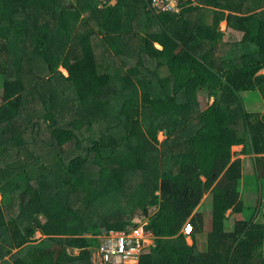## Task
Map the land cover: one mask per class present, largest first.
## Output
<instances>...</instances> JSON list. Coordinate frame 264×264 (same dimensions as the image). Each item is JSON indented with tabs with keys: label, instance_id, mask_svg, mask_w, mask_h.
I'll return each instance as SVG.
<instances>
[{
	"label": "trees",
	"instance_id": "trees-1",
	"mask_svg": "<svg viewBox=\"0 0 264 264\" xmlns=\"http://www.w3.org/2000/svg\"><path fill=\"white\" fill-rule=\"evenodd\" d=\"M112 1L0 0V264H93L94 236L128 215L155 235L138 264H264V0H179V15ZM238 146L260 201L230 228Z\"/></svg>",
	"mask_w": 264,
	"mask_h": 264
},
{
	"label": "built area",
	"instance_id": "built-area-1",
	"mask_svg": "<svg viewBox=\"0 0 264 264\" xmlns=\"http://www.w3.org/2000/svg\"><path fill=\"white\" fill-rule=\"evenodd\" d=\"M148 9L155 15L182 11L179 0H146ZM155 209L156 208H152ZM152 209L150 214H152ZM150 217L135 216L124 230L103 228L94 236L96 245L91 248L93 264H138L143 254L149 251L155 243V235L148 229ZM193 230L191 224H186L183 233L190 235ZM72 256H78V249H69Z\"/></svg>",
	"mask_w": 264,
	"mask_h": 264
},
{
	"label": "rangeland",
	"instance_id": "rangeland-1",
	"mask_svg": "<svg viewBox=\"0 0 264 264\" xmlns=\"http://www.w3.org/2000/svg\"><path fill=\"white\" fill-rule=\"evenodd\" d=\"M261 7V6H260ZM127 19L124 20V23H127ZM222 27H225V24L222 25ZM238 34V41L241 39L239 33ZM235 39V40H237ZM233 40V39H230ZM59 70L67 76V71L63 68L60 67ZM260 74H264V70H262L260 72ZM1 91L3 93V80L2 78H0V97H1ZM205 94V92H204ZM206 95V94H205ZM208 96V95H206ZM243 100L245 102V107L248 111H257V112H261L263 110V100L260 96V94L258 92H249V93H245L242 95ZM204 102L207 103L206 98L203 97ZM213 102V99L211 100L210 103ZM165 137L162 133H160L159 135V140H163ZM242 146H238V147H234L232 152L234 154L233 159H237L240 158L243 163H244V181L241 184V197L245 203V210L242 214L234 216L232 218V220L230 222H228V226L230 228H232L233 226V220L234 219H239V220H251V219H255L256 217V211H257V205L260 201V194L258 192L257 189V185H256V178L254 177V173L253 171H251V158H249L250 156H244L241 154V150H242ZM48 149H52L51 147L46 148V150ZM47 158H52V156H48L46 154ZM247 175V176H246ZM210 194H208L206 196V201L204 202L203 205V210L207 212V231L210 229L211 227V223H212V203H211V199H209ZM0 199H1V195H0ZM264 200V199H263ZM155 209H152V212H154ZM262 212L264 213V207L262 208ZM138 215H128L127 219L130 217H135ZM258 222L264 223V218H262V216L260 215V218H258ZM128 227V226H127ZM41 235V236H40ZM207 233L198 236V249L200 251H205L206 247H207ZM42 237V234L40 232H38L36 234V238H40ZM187 242L188 244L192 245L193 244V240L191 239V237L187 238ZM148 252V251H147Z\"/></svg>",
	"mask_w": 264,
	"mask_h": 264
},
{
	"label": "crops",
	"instance_id": "crops-1",
	"mask_svg": "<svg viewBox=\"0 0 264 264\" xmlns=\"http://www.w3.org/2000/svg\"><path fill=\"white\" fill-rule=\"evenodd\" d=\"M116 2H117V0H113L112 2H111V5H115L116 4ZM100 7H102V4H100ZM223 24H225V27H222V25ZM222 25H221V29H222V31H224L225 32V42L226 43H236V42H238V34L237 33H239V32H236L235 30H233V29H231V28H229L228 27V23L227 22H223L222 23ZM239 35H240V37L242 38V34L241 33H239ZM230 39H233V40H230ZM235 39H237V40H235ZM241 40V39H240ZM156 47L157 48H159V49H162V47L160 46V45H158V44H156ZM223 47V45L221 44V45H219L218 46V48H215V50H214V54H218L219 53V50L221 49ZM199 97H201L202 98V101H204V99H203V97H211V96H206L205 94H199ZM213 99V102L215 101V99L214 98H212ZM2 100V97H0V101ZM212 102V103H213ZM41 236V235H40Z\"/></svg>",
	"mask_w": 264,
	"mask_h": 264
}]
</instances>
